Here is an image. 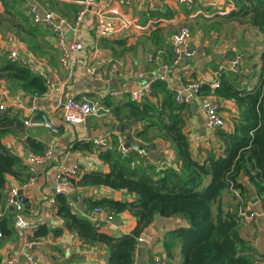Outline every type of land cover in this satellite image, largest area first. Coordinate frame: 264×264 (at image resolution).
I'll return each mask as SVG.
<instances>
[{
  "label": "trees",
  "instance_id": "16d2710c",
  "mask_svg": "<svg viewBox=\"0 0 264 264\" xmlns=\"http://www.w3.org/2000/svg\"><path fill=\"white\" fill-rule=\"evenodd\" d=\"M5 10L0 14V31L12 32L32 52L38 50L40 26L30 22L26 12L16 9V2L1 0ZM233 6L225 17L217 22L242 26V38L252 34L254 48L246 50L249 43L240 42L243 65L239 73L220 71L218 86L211 90L201 85L197 98L215 96L221 101L236 105V116L228 130L218 128L211 136L219 146L203 149L204 155H195L190 148V139L185 133L189 104L176 100L177 92L168 88L165 81L155 80L151 94L139 103L127 101L111 104L108 98L103 106L110 110L116 121L134 128V136L140 145H152L154 140L164 141L174 153L172 165L140 158L135 152L127 155L117 152L118 141L111 138L110 144L98 151L99 160L108 167L106 172L92 171L77 181L82 187L105 188L133 196L131 201L110 198H86L83 208L86 213L102 209L108 215L129 212L136 219L134 230L119 238L100 233L95 228L103 221L91 220L74 212L70 198L54 195L55 214L64 228L78 236L82 244L102 246L107 254L105 264H134L142 233L156 217L180 219L186 225L169 231L164 236L167 262L172 264L173 251L179 250L181 264H255L258 261L255 248L240 235L242 217L240 209L252 201L251 192L264 211V0H229ZM46 29V28H45ZM11 33V34H12ZM261 39V41L259 40ZM249 42V41H248ZM262 44L261 52L256 49ZM257 59L258 63H254ZM247 71V72H246ZM257 83L248 89L241 80ZM0 81L7 84L10 93L21 92L34 97L47 93L44 79L32 73L18 62L0 56ZM153 100V101H152ZM26 128L17 114L9 110L0 112V233L2 241L16 237L15 212L6 206L8 177L26 183L27 168L3 144L7 135H18ZM155 130L153 135L150 131ZM26 146L31 153L42 154L46 147L27 138ZM74 149L90 150L92 144H75ZM92 150V149H91ZM245 178L247 185L242 179ZM61 229L46 225L29 234L36 241L57 236Z\"/></svg>",
  "mask_w": 264,
  "mask_h": 264
},
{
  "label": "crops",
  "instance_id": "0c3cea01",
  "mask_svg": "<svg viewBox=\"0 0 264 264\" xmlns=\"http://www.w3.org/2000/svg\"><path fill=\"white\" fill-rule=\"evenodd\" d=\"M109 1L112 2L113 7L118 8L119 17H113L103 9L104 4ZM12 2H16L14 6L16 9L26 14L27 6L35 4L40 12L52 11L68 22H73L77 12L82 8L77 0H10L11 6L14 5ZM4 10L5 7L0 0V14H3ZM232 10L234 6L229 0H194L192 10H186L177 0H135L131 7L120 5L116 0H98L87 9L77 33L66 34V44H70L73 40L82 44V50L76 53L79 63L74 68V75L70 81L65 79L66 74L59 62V52L48 29L40 27L42 35L37 39L39 42L37 52L30 51L12 32L0 31L3 35L4 50L18 49L26 61L36 64L45 71L52 84L44 97L33 100L32 97L25 96L21 92L10 93L7 84L0 81V102L4 103L10 113L17 114L20 120L26 116L28 107L36 105L49 114L58 128L55 134L41 127L24 128L23 133L7 135L2 139L6 148L17 156L22 164L27 161L31 153L26 146L27 138L34 139L46 148L51 147L53 152L52 161L39 167L38 180L35 184L24 187L25 183H21L19 179L8 177L7 189L18 188V198L26 200V204L19 201L23 207L22 214L26 223L61 229V233L57 236L49 234L41 246L29 247L24 240V235L29 234L15 227L16 237L13 240H0V264H3V257L8 254L29 256L38 264H105L107 260L106 251L102 246L80 245L82 242L78 236L68 232L56 214L51 213L49 201L55 195L53 193L55 176L60 165L72 163L78 165L80 176L92 171L108 170V167L99 160L98 152L94 148L77 150L73 148L75 144L85 145L92 139L107 137L110 140L116 138L118 145H130L129 147L141 145L134 136V128L127 129L126 126L118 123L105 106L103 107L108 113L100 117H90L86 124H65L61 112L56 108L57 98L72 97L76 101H95L103 105L108 99L109 90H121L124 92L123 97L108 99L111 104H116L127 101V93L130 91L143 87L151 80L163 78L170 88L181 92L183 100L189 104L185 133L190 139L191 151L202 157L203 149L219 146L211 136L212 132L207 129L203 100L186 93L184 85L193 82L212 87L219 82L220 71L232 72L233 57L242 53L238 47L243 41L241 28H238L237 35L231 34V37H234L227 40L220 36L224 29L215 26ZM122 21L126 23L125 26ZM188 22L197 25V28L191 31L195 54L173 66L171 37L179 27ZM232 25L234 26L231 27L237 28L235 24ZM4 37H6L5 41ZM248 41L244 40L249 43L245 49L252 53L255 41L251 42L250 39ZM256 49L261 52L262 44L257 45ZM149 56H153L152 61H148ZM255 62L258 63L257 59L254 60ZM110 64L117 66L118 73L109 80H94L86 72L88 66L105 71ZM240 82L241 86L251 89L257 80L254 78L250 82L248 80ZM220 113L226 122L223 129L228 130L237 113L236 105L232 101H221ZM154 133L155 130L150 131V135ZM142 146L148 160L173 164L174 153L167 142L154 140L152 145ZM79 178L74 179L76 187L72 189L70 196V201L78 210L77 213L91 220L103 221L98 231L110 237L119 238L131 233L136 227V219L129 212L108 215L111 218L106 220L101 219L104 214L102 213L98 215V219H93L87 213H83L85 210L83 200L110 198L131 201L133 196L105 188L82 187L77 184ZM242 182L247 185L245 178ZM251 198L252 208L262 211L253 191ZM25 205L28 208H25ZM185 225L180 219L156 217L152 225L142 233L143 235L148 232L150 237L145 246L138 245L134 254V264H153L150 257L154 263L167 262L163 245L164 236L167 232ZM240 235L255 248L256 259L264 262V217L259 218L256 223L242 218ZM173 256L169 262L181 264L182 258L178 249L173 251Z\"/></svg>",
  "mask_w": 264,
  "mask_h": 264
},
{
  "label": "built area",
  "instance_id": "2783aa9c",
  "mask_svg": "<svg viewBox=\"0 0 264 264\" xmlns=\"http://www.w3.org/2000/svg\"><path fill=\"white\" fill-rule=\"evenodd\" d=\"M182 4L186 10H192L194 7V0H177ZM98 0H77V3L82 7L76 14L73 22H68L61 16L55 14L52 11L40 12L35 4H30L27 6V16L32 24L38 25L40 27L48 29L54 39L55 47L59 52V62L62 70L66 74V80L70 81L74 75V68L79 63L76 57V53L82 50V44L76 40L66 44V34L72 33L76 34L79 28L84 14L88 8H91L96 4ZM120 5L131 7L135 0H116ZM105 12L113 17H119L118 8L112 6V2H106L104 4ZM125 26L126 23L122 21ZM130 25H134L130 23ZM136 26V25H134ZM4 37V41H5ZM171 52L173 54L172 65L176 66L183 59H189L195 54V49L192 45V33L188 27H180L171 37ZM6 55L7 59L23 64L29 68V70L40 78L44 79L46 85L51 88L47 74L44 70L40 69L36 64L26 61L19 53L18 49H8L4 50L3 35L0 32V56ZM153 56L148 57V61H152ZM243 65V59L240 54L235 55L231 61V71L234 73H239L240 68ZM87 74L97 81H106L115 77L118 73V68L115 64H110L105 71L97 70L94 67H89L86 69ZM159 80L163 81V78ZM155 80H151L146 83L143 87L130 91L127 93V99L131 102L139 103L144 99L148 98L151 94V84ZM63 85V84H62ZM199 83L187 82L184 85V91L191 96L197 98L199 93ZM218 86V83L213 84L211 90H214ZM169 88V86H168ZM48 92V91H47ZM47 94V93H46ZM46 94L37 96L35 95L33 100H37L40 97H44ZM124 92L121 90H109L107 93L108 98H119L123 97ZM176 100L182 102L183 97L181 92H177ZM203 111L207 120V129L209 131H214L218 128H224L226 122L220 113L221 102L215 96H209L203 99ZM56 108L61 112L62 120L65 124L69 125H83L86 124L90 117H100L108 113V110L100 105L99 102H81L76 101L72 97H59L56 100ZM4 103L0 102V112L6 110ZM13 111V110H11ZM23 125L26 128L41 127L45 130L50 131L55 134L58 132V128L55 122L51 119L49 114L37 107L36 105H31L26 110V116L21 119ZM93 148L98 152L105 149L110 144V139L107 137L92 139L90 142ZM129 151L135 152L140 158H147L146 152L141 148V146L126 147L123 144L117 146V152L124 156L127 155ZM53 152L51 147L45 149L42 154L30 153L28 159L23 163L27 168L28 178L24 187H29L36 183L38 180V170L52 161ZM80 177V170L76 163L70 165H60L58 167L55 176V194L65 195L70 198L72 189L76 187L74 179ZM18 188L12 187L6 191V206L12 207L15 212L14 226L17 229L23 230L28 234L35 231L39 225L38 224H28L26 223L22 210L23 207L18 200ZM82 202V201H81ZM70 208L74 212H78L72 202L69 203ZM49 209L51 213H55V202L54 198L49 201ZM105 213L104 210L94 209L93 214L101 215ZM108 216V214H107ZM239 216L242 218L256 223L259 218L264 217V211H256L252 208L251 204H248L245 208L240 209ZM108 219L111 217L108 216ZM99 223L95 225V228H100ZM1 238V233H0ZM24 240L27 246H41L43 244L44 238L32 241L29 239V235H24ZM84 247H89L87 244H80ZM3 264H38L34 259L29 256L8 254L2 259ZM255 264H264V262H256Z\"/></svg>",
  "mask_w": 264,
  "mask_h": 264
},
{
  "label": "rangeland",
  "instance_id": "374dc122",
  "mask_svg": "<svg viewBox=\"0 0 264 264\" xmlns=\"http://www.w3.org/2000/svg\"><path fill=\"white\" fill-rule=\"evenodd\" d=\"M235 24V23H234ZM236 25V24H235ZM183 27H188L192 32H193V30L195 29V27L197 28V25H194V24H192V23H190V22H188L187 24H183L182 25ZM181 26V27H182ZM231 26H234V25H232L231 23H221V25L219 26V28H221V29H224V32H221V34H220V36L223 38V39H227V40H231L233 37H231V34H233V35H235V33H236V35H237V33H238V28H241V31H243V29L244 28H242V26H238V25H236L237 26V28H235V27H231ZM217 27V26H216ZM180 28V27H179ZM231 29H233V30H231ZM178 31V30H177ZM15 35V34H14ZM16 36V35H15ZM247 37V39L246 38H243V40H245V41H248V39H253V37H252V34H247L246 35Z\"/></svg>",
  "mask_w": 264,
  "mask_h": 264
},
{
  "label": "water",
  "instance_id": "95a60500",
  "mask_svg": "<svg viewBox=\"0 0 264 264\" xmlns=\"http://www.w3.org/2000/svg\"><path fill=\"white\" fill-rule=\"evenodd\" d=\"M184 60V59H183ZM127 129H130V127H127ZM130 145H126V147H129ZM141 147H144V146H142L141 145ZM151 147V146H150ZM53 193H55V190H53ZM18 200L22 203H24V204H26V200L25 199H23V198H21V197H19L18 198ZM255 201H257V200H255ZM25 208H28V206L27 205H25ZM10 210H13V208L12 207H10ZM83 213H86L85 212V210H83ZM88 214V216L89 217H91V218H93V219H98L99 217H98V215H96V214H92V213H87ZM108 216H107V213H104L103 214V216L101 217V219H103V220H106V218H107ZM149 237H150V234L148 233V232H145L142 236H141V238L139 239V246H145L144 244L149 240Z\"/></svg>",
  "mask_w": 264,
  "mask_h": 264
}]
</instances>
